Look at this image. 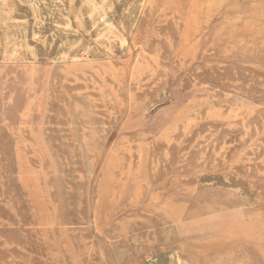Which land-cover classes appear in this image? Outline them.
<instances>
[{
    "label": "rangeland",
    "instance_id": "obj_1",
    "mask_svg": "<svg viewBox=\"0 0 264 264\" xmlns=\"http://www.w3.org/2000/svg\"><path fill=\"white\" fill-rule=\"evenodd\" d=\"M0 3V92L12 98L15 89L30 87L31 124L47 153L40 166L22 145L27 132L19 134L10 113L1 114L0 264H181L183 258L185 264H264V186L258 184L264 179V0ZM166 81L188 99L244 101L252 145L243 151L228 120L203 110L179 144L182 151L199 139L202 166L154 179L147 196L130 206L116 199L110 205L104 193L107 206L97 222L93 198L117 186L106 168L118 164L119 147L134 144L123 138L145 132L146 114L165 106ZM185 112L184 121L191 120L190 107ZM154 152L150 166L162 171L164 158ZM39 168L48 181L44 191ZM23 171H30L27 184ZM174 177L202 200L185 202L183 219L193 225L186 235L174 226L169 232L164 217L147 210L171 192ZM43 192L49 196L39 211L34 204ZM212 200L222 209L211 207ZM239 211L251 217L242 229L245 248L230 229L239 227Z\"/></svg>",
    "mask_w": 264,
    "mask_h": 264
},
{
    "label": "bare ground",
    "instance_id": "obj_2",
    "mask_svg": "<svg viewBox=\"0 0 264 264\" xmlns=\"http://www.w3.org/2000/svg\"><path fill=\"white\" fill-rule=\"evenodd\" d=\"M1 7H4V6H1ZM86 7H88V6H86ZM135 9H138V8H135ZM51 10H54V9H51ZM51 10L49 12H51ZM95 10H96V8H95ZM96 12H97V10H96ZM1 15H2V13H1ZM103 17H105V16H103ZM11 22H13V21H11ZM101 23H103V22H101ZM4 24H3V26H5ZM56 28H57V26H56ZM59 28H60V26H59ZM102 28H105V27H102ZM94 30H96V29H94ZM74 32H77V31L75 30ZM103 33H104V31H103ZM113 37H115V36H113ZM113 41H115V40H113ZM75 56H76V54H75ZM158 56H159V54H158ZM155 59H153V60H155L153 62H157V60H158L157 57H155ZM61 60H62V58H61ZM28 66L30 67V64H28ZM54 72H55V70H54ZM165 75H167V74H165ZM27 76H28V78H22V79L24 81H26L25 79H27L29 81L30 80L29 77H31L30 72L27 74ZM79 76H81V74ZM165 78H166V76H165ZM144 79H145V77H144ZM108 80H109V78H108ZM169 81H170V79H169ZM10 82H11V77L8 78V83L6 85L7 89H11L10 88L11 87ZM80 86H83V85L80 84ZM12 89H15V87L14 88L12 87ZM74 92H76V91H74ZM69 93H71V92H69ZM78 93H79V91H78ZM32 94L33 93L31 91L30 87H28L26 89H24V88L20 89V87L18 89H15V92L13 93L12 98H9L10 94L8 95L7 93L0 92V119H1L2 113L8 112V113H10L9 115H10V118L13 122L12 124H16V126H18V130L20 131L19 134H21L22 132H27V134L29 135L30 138L25 140L22 145L27 149L28 152L31 153L33 158L37 157V159H39V165L41 166L43 160H47V153L45 152V148L42 145L40 146L39 143H37V133H38L36 131L37 126L36 125L32 126V124H31L32 103H33V100L35 97ZM73 98H74V96H73ZM8 99H11V100L9 101ZM121 103L123 105L122 101H121ZM187 106L190 107V110L193 112V114H191L189 116L191 120L184 121L183 117L186 114L185 111H186V109L189 108ZM85 108H86V106H85ZM117 108H118V106H117ZM203 110H206L207 113H209V114L217 113L218 115H221L222 117L226 118V120H228V126H230L235 131H237V133L239 134V137L241 139L242 145L247 146L244 148L243 151H247L249 149L248 147H251L249 145H252L253 140L251 137L250 128L245 123L246 122V116H247V113H246L247 108L244 104V101L237 100V99H235L233 101H229V100L228 101H220V100L215 99V98L210 97V96L201 97V98H199V100L198 99H190L189 102L187 104H185L184 106H182V109H180V111L178 112L179 115H182V114L183 115L178 116V118L171 121V123L167 124L165 126V128L162 130V133L160 135H153V134L146 133L143 130H139V131L135 132L136 134H134L133 136L130 135V136H127L126 138H123V140H122L123 143L133 141L134 144H130L128 147H126V146L125 147L124 146L119 147V149L117 150V153H116V155H118V159H117L118 164L113 165L112 163H110L107 166L108 168H106L105 176L112 179L111 181L113 183L116 182L117 186L112 185L113 187L111 189H109V191L105 192L104 190H102L101 193H98V195L95 198H93V199H95V201H94V204H95L94 214H95V217L97 218V222H99V216L102 213V209L107 206L105 198L103 199V197H102L104 193H106V195H108L107 200H108L110 205H112V203H114L113 199H116L120 202L124 201L125 206H127V205L130 206L134 200L140 198L142 195L147 196V194L149 192L148 190L151 189V183L154 179H157L159 177H163L164 175H166L167 172L168 173L175 172V175L177 176V175L181 174L182 171H185V170L186 171H188V170L195 171V170H198L202 166L205 158H204V152L202 151V149H200V146L203 144L199 139L197 140V142L192 143L190 145V147H188L187 149H184L182 151L179 150V144H180V140H181L180 134H182L186 131V128L190 125L192 120H195V119H198L199 117H202ZM119 111H120V109H119ZM183 111H184V113H183ZM117 122H118V120H117ZM142 141L147 142L148 148L146 147L147 144H143ZM162 143H164L165 145L163 144L164 147L162 146V148H161L160 146L162 145ZM154 151H161L160 154L164 158V164L165 165L163 166L164 170H162V171L156 170V168L153 171L152 166H150V164H152L156 160V155H155ZM57 165H58V163H57ZM145 166H148V168L144 169ZM35 173L40 178L43 176L42 180L37 179L36 181H37L38 185H40V183H41L42 190L44 191L43 186L47 185V183H48V181H46V177H45L46 173H44L41 168H39ZM35 173L33 172V175H35ZM21 177L23 179L22 180L23 183L27 184L26 180L28 179V177H30V171H28V172L23 171L21 174ZM130 178H132L133 180H131ZM102 180H100L98 182V185L101 188H105L106 186L103 185ZM113 180H115V181H113ZM252 183L255 186H257L258 184L259 185L261 184V186H264V179L258 180V184H256V181H252ZM167 186L170 188L171 192L168 193L167 195H165V194L159 195L154 200V203H152L147 208V210L149 212L156 211V213L159 216L164 217V220L168 224V231L169 232L171 231V227H169V226H174L180 235L189 234L192 231L193 225L191 222L183 219L184 205H185V202L187 201L188 197L192 198L196 202H200V201H202V200H200L201 196L198 194L197 191H195L193 186L187 184L180 177H174V179L171 180L170 183L169 182L167 183ZM261 189H263V188L261 187ZM110 190H111V192H110ZM263 192H264V190H263ZM48 196H49L48 192H46V193L43 192V193H39V194L37 193V201L34 204V208H38L39 211H44L46 208L45 197H48ZM209 203H210L211 207L212 206L218 207L220 204L219 202L217 203L213 200ZM123 205L124 204L120 203L119 206L117 205V207L122 208ZM87 206L90 207L89 204ZM221 209L219 211H221ZM239 212L240 213H237L238 215H236V219L239 222V227L236 229L234 227L230 228L231 230L234 231V232H231V233H234L233 238H232V236H231V238L234 241H236V243L238 245H241V247L245 248L246 245H244V242L242 239V229L244 227L248 226L249 224H251V217L248 216L246 213H243L241 211H239ZM218 216H222V215L218 214L215 217H218ZM259 248L261 249V250L258 249L260 252L264 251L263 248H261V247H259ZM183 259L185 260V258H183ZM184 260L181 261L180 263L185 264Z\"/></svg>",
    "mask_w": 264,
    "mask_h": 264
},
{
    "label": "crops",
    "instance_id": "obj_3",
    "mask_svg": "<svg viewBox=\"0 0 264 264\" xmlns=\"http://www.w3.org/2000/svg\"><path fill=\"white\" fill-rule=\"evenodd\" d=\"M171 78H173V76H171ZM161 93V95L166 98L164 103L165 106L147 113L144 117L143 129L145 132L153 135H160L167 125L166 122L172 120L182 106L187 104L190 100L182 88L178 90L177 86L172 85V83L169 84L167 81ZM160 99L162 100L161 97Z\"/></svg>",
    "mask_w": 264,
    "mask_h": 264
}]
</instances>
